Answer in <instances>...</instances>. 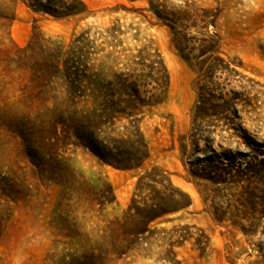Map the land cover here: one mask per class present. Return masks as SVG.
Here are the masks:
<instances>
[{
    "label": "rangeland",
    "instance_id": "obj_1",
    "mask_svg": "<svg viewBox=\"0 0 264 264\" xmlns=\"http://www.w3.org/2000/svg\"><path fill=\"white\" fill-rule=\"evenodd\" d=\"M77 1L79 13L54 19L33 12L30 0H0V264H166L173 259L179 264H264V194L243 193L245 183L234 172L232 178L224 176L226 185H214L192 177L189 167L195 164L197 174L222 163L241 170L246 162L264 159V148L241 147L247 156L228 159L218 155L219 149L215 155L194 154L189 134L195 75L170 44L169 30L148 0ZM152 1L171 11L190 4L216 15L209 31L217 34L223 57L245 86L242 98H255L262 128L244 113L242 125L256 128L253 137L264 141V0ZM114 23L122 33L115 49L120 55L104 61L111 51L104 48L88 58L80 97L69 96L58 75L47 80V68L16 59L17 48L37 49L50 40L67 47L88 27ZM145 46L166 68V90L132 117L109 118L100 108L111 75L130 73L128 59ZM150 87L144 88L146 100L154 94ZM91 141L118 158L143 143L145 149L139 150L145 157L139 167L117 170L86 148ZM151 168L172 185L160 199L145 187L136 192L138 177ZM174 189L187 194L190 206L156 218L149 226L159 231L147 244H137L143 216L174 208ZM246 196L254 203L244 201ZM183 235L188 237L181 240Z\"/></svg>",
    "mask_w": 264,
    "mask_h": 264
},
{
    "label": "trees",
    "instance_id": "obj_2",
    "mask_svg": "<svg viewBox=\"0 0 264 264\" xmlns=\"http://www.w3.org/2000/svg\"><path fill=\"white\" fill-rule=\"evenodd\" d=\"M30 2L29 7L33 12L46 14L54 19L66 18L80 12L77 7L79 5L77 0H66L65 2L30 0ZM148 8L153 12L156 19L168 28L170 44L195 75L194 92L196 98L190 109L191 131L189 134L192 152L195 154L200 151H208L215 155L216 149H219L221 153L218 155L228 159L235 154L247 156L246 152L240 150L241 147L255 151L264 148V141L256 140L253 137L256 128L249 131L242 125V114L244 113L256 124L257 129L262 128L258 124L260 119L256 113L255 98H242L245 93V86L237 81L238 72L233 63L228 58L223 57L217 34L209 31V26L212 29L215 28L216 15L210 10L198 9L190 4H185L183 9L171 11L167 9L164 3L160 4L152 0H148ZM190 29H193V33L189 32ZM121 35L118 23L103 29L91 26L70 41L67 47L53 45L50 40L48 47L42 44L37 49H33L28 44L26 48H17L16 59L47 68L51 71L47 80L52 81L58 75L63 81L67 94L73 98L80 97L82 94L81 83L87 72L88 58L102 53L104 48H108L111 51L106 53L103 60L113 59L119 54L115 49L120 46L117 38ZM33 39H35L34 34H32ZM98 40H101L100 45L103 48L96 46ZM150 51L152 52L150 53ZM127 64L132 66L130 73L113 74L111 75L112 82L107 83L108 94L100 109L101 112H106L109 118L112 115L132 117L138 114L144 106L149 105L153 97L157 98L164 89L166 90L168 80L166 68L159 54L150 46L135 49V54L128 59ZM147 86H151L150 89L154 91V94L146 100L144 95L147 91L144 88ZM236 89H241V91ZM108 122L111 120L108 119ZM131 127L135 128L138 134L137 126L132 124ZM181 139H185V136ZM88 143L86 148L102 164L121 171L139 167L141 165L140 160L145 157L139 150L140 148L145 149L146 146L143 143L139 144L138 149H133L132 153L129 152L125 158H118L106 148L103 150L95 142ZM201 143L202 148H200ZM180 146L184 155L186 153L185 145L180 144ZM192 156L188 160H191ZM127 160L139 161L132 164ZM193 166L195 164L189 163L190 174L194 178L214 185H226L227 180L224 176H231L234 172L245 183L241 187L243 193L252 196V191L257 190L264 194V159L246 162L241 170H235L231 166L229 168L226 163H222L221 167H203L197 174L192 171ZM159 171L155 168L145 170L138 177L136 192H139L141 187H145L153 191L158 199L164 196L169 187L172 188V185L168 178L154 176V173ZM254 184H261V188L257 189ZM173 195L176 196V201L173 202L174 208L167 211L162 210L153 216L150 214L143 216L142 227L135 236L137 244L141 246L147 244L159 231L156 227L150 228L149 226L156 218L190 206V199L182 190L174 189ZM241 196L244 197L242 194ZM249 199L246 196L244 201L249 204L254 203ZM134 200L135 194L132 202ZM151 201L154 202L155 200L151 199ZM151 206L157 208L154 204ZM160 231L162 230L160 229ZM184 237L188 236H179L181 240H185ZM202 239L204 236H197L195 242L199 245L202 243ZM166 264L179 263L173 259L167 261Z\"/></svg>",
    "mask_w": 264,
    "mask_h": 264
}]
</instances>
